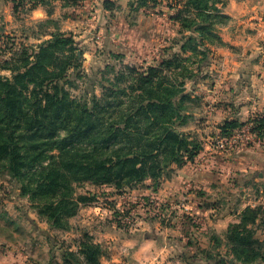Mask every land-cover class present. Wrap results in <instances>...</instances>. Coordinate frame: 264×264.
<instances>
[{
  "label": "rangeland",
  "instance_id": "1",
  "mask_svg": "<svg viewBox=\"0 0 264 264\" xmlns=\"http://www.w3.org/2000/svg\"><path fill=\"white\" fill-rule=\"evenodd\" d=\"M35 1L0 0V78L13 85L14 76L35 66L41 49H46L43 67L35 70L38 75L25 79L24 88L15 84L12 89L29 102L41 99L43 104L66 94L72 114L65 117L61 105V111L49 109L53 136L46 141L39 137L38 141L45 144L40 147L47 152L41 162L48 170L38 174L50 175V179L58 173L62 175L57 182L66 190L60 196L70 202L69 208L75 213L53 225L49 217L52 212L43 205L53 195L42 192L36 198L25 193L23 181L9 175L0 161V264H92L85 256L91 245L100 247L95 255L97 264H149L147 251L141 249L140 259L137 257L146 237L156 240L155 246L177 248L172 254L165 252L157 261L152 260L155 264H216V260L241 264L231 254L225 233L214 235L222 240L218 245L210 234L205 252L185 251L187 237L194 236L197 227L188 222L192 211L184 209L187 201H177L173 191L167 192L169 202L160 196L166 188L177 187L176 174L189 163L191 155L184 145L175 143L180 150L183 147L180 156L184 166L179 168L170 159L173 140L164 154H157L156 162L147 165L146 179L124 186L119 180L100 179V170L91 177L88 173L92 172L79 169L108 158L110 152L95 143L107 137L103 135L106 129L125 128L120 120L122 110H137L138 105H147L148 98H163L169 91H176L178 112L163 114L159 121L180 137L186 136L190 150L196 142L201 148L198 155H234L244 148L264 151V109L258 106V95L264 99V80L257 79L258 95L235 98L239 111L233 122H239L240 128L227 134L223 130L225 124L220 123L228 118L223 105L227 104L229 92L222 85L223 63L214 55L223 49L220 35L227 24L220 9L210 7V3L201 12L197 7L186 9L188 0H147L144 5L132 0ZM181 5L185 10L183 25L173 21L182 11L170 10ZM36 10L39 14H34ZM58 39L66 42L56 48L48 47ZM150 69L158 71L150 73ZM149 78L152 82L145 85L142 80ZM43 80V89L37 88L35 83ZM33 91H44L49 97L43 93L35 99L30 95ZM29 105L23 102L26 112L33 116ZM245 106L249 111L242 115L240 111ZM90 114L93 117L89 119ZM38 118L41 122L48 120L41 112ZM215 121L220 124L215 125ZM137 122L134 128L131 124L129 132L146 133L145 129L153 123L139 118ZM90 123H95L101 138L90 134L86 128ZM141 124L143 130H137ZM159 129L161 125L148 128L151 140L160 134ZM62 141L65 143L60 144ZM128 142L124 141V152L136 151L137 138L131 137ZM159 170L160 178L155 180L154 174ZM40 177L36 176L35 181ZM31 186L34 188V184ZM258 218L263 219L264 212ZM263 224L262 220L258 226H249L257 238L264 239ZM193 251H197L195 247Z\"/></svg>",
  "mask_w": 264,
  "mask_h": 264
},
{
  "label": "trees",
  "instance_id": "2",
  "mask_svg": "<svg viewBox=\"0 0 264 264\" xmlns=\"http://www.w3.org/2000/svg\"><path fill=\"white\" fill-rule=\"evenodd\" d=\"M31 1L34 2L35 0ZM132 1L142 2L141 5H144V1L147 0ZM158 1L159 0H148V2ZM209 3L210 7L214 8V4L217 3V1L188 0L186 9L191 8L192 10L193 7V9L197 7L196 9L201 12L208 8ZM184 11L180 12L175 18V20L181 24ZM65 42V40L58 39L56 42L49 44L48 47L51 49L56 48ZM46 52V49L42 48L40 55L37 56L35 66L27 70V72L24 74H16L13 79V85L17 84L21 88H24L25 79L34 78L37 76L38 74H35V70H39L43 67V56H45L43 54ZM157 71L158 70L150 69V73H156ZM142 82H144L145 85H148V83L152 81L151 78H149L144 79V81L142 80ZM35 84L37 88L43 89V84L45 83L43 80V82ZM13 85L10 84V81L2 82V79L0 78V90H2V92L0 91V161H2V164H4L3 167L8 171L9 175L13 176L17 180L23 181L22 187L25 193H32L36 198L43 195L42 192L53 195V199L57 201H53V199L49 201L48 199L43 205L47 210L52 212L49 217L53 219V225H58V223L62 222L63 218H70L75 212L69 208V205H71L70 202H67L65 197L60 196L62 194V190L65 188L58 184L57 181L59 177H62V175L58 173L54 176L55 178L50 179V175H44L40 177L38 174L44 173L48 170V168H44V166H42L43 163L41 162L47 152L41 150L40 147L45 144L44 142L38 141L41 139L39 137H42V139L46 141L51 139L53 136V130L51 128L50 120L48 119V112L51 107H54L57 111H61V108L59 107L61 105L62 113L65 115V117L71 115L72 112L67 106V100L65 99L66 94H64L63 98L49 101L47 104L44 103V105L41 99L40 102H29V99H27L22 93L12 89ZM43 93L44 91L41 93H36V91H33L30 95L34 97L42 95ZM43 95L47 98L49 97L48 93H44ZM58 95L59 94H57V97ZM35 99H38V97ZM148 99L147 105H138L137 110H122V116L120 117V120L123 119L122 123L124 124L125 128L106 129L103 132V135L104 137L107 135V137L101 142L95 143V145H99L100 149L105 148L106 151L110 152L109 155H107L108 158L104 161L96 162L93 166L87 168L80 166V170L87 169V172H92L91 174L88 173V175L91 177H96V170H100L103 172V174H100V179H105L108 182L112 180H119L118 183L120 185L122 183V186L125 184H132L133 182L137 181H143L146 179L147 165L151 164V162H156L158 158L157 154H164L167 150V147L170 145V142H173V140L174 145L172 146L170 153V159L173 163L178 164L179 168L184 166V162L180 156L183 147L184 149H187L186 153L191 155L188 159L189 162L195 161V158L201 151L200 146L194 142L191 144L193 145V150H190L188 140H186V138L184 140V137L186 136L180 137L179 134L173 133L169 128L163 127L159 121L163 114L178 112V109L175 106L177 100L176 91H169L163 98L159 97ZM23 102L30 104L29 107L34 110L33 116L30 115V111L26 112ZM98 110V112H101V109ZM38 112L44 114V117L48 120L41 122L38 118ZM159 113L161 114L160 116L152 117L153 115H158ZM84 115L87 116L88 113L84 112ZM83 116L81 114V117ZM92 117V114L88 116L89 119ZM138 118L142 120L146 119L153 121V123H150V126L152 124L154 126L161 125V129H159L161 130L160 134L154 135V139L151 140L149 137V132H147L150 126L145 129L146 133L143 134H134L129 132L131 124H134L132 126L133 128L137 126ZM96 123L101 125L100 122ZM90 124L91 125L86 126L90 134L99 135L101 138V133L95 123ZM78 126H80V124H78ZM240 127L241 126L236 122H227L225 123L223 130L224 133L228 134ZM137 130H143L142 124L138 126ZM131 137L137 138L138 147L136 148V151H133L132 153H125L124 151L127 149V147L125 146L124 141H126L128 144V140ZM27 141L29 143H26ZM63 143H65V141L60 142V144ZM175 143L180 146H184L180 150ZM51 160L54 159L51 158ZM36 164L42 166V168L40 170H36V167L38 166ZM36 176H39L40 178L35 181L34 178ZM154 177L155 180L160 178V170L157 174H154ZM32 184H34V188L31 186ZM261 212V209L246 210L242 215L241 223L231 225L225 233V238L227 240L228 246L231 249V254L233 255L234 259L241 264H264V241L258 239L255 232L249 228L250 225L255 224ZM188 220L194 221L193 219L189 218ZM212 238L215 244H221L222 240L219 238V236H212ZM89 247L90 250L85 252L86 259L92 264H97L98 261L97 258H95V255L96 252H99L100 247L98 245H91ZM209 259L212 260V256H210ZM222 263H224V260H216V264Z\"/></svg>",
  "mask_w": 264,
  "mask_h": 264
},
{
  "label": "crops",
  "instance_id": "3",
  "mask_svg": "<svg viewBox=\"0 0 264 264\" xmlns=\"http://www.w3.org/2000/svg\"><path fill=\"white\" fill-rule=\"evenodd\" d=\"M216 1L214 8H219L227 21L220 35L222 38L220 45L223 49H218V52L214 53L219 62L223 63L222 78L225 79L222 84L223 89L229 90L226 96L228 98L225 99L227 104L223 105L226 109L224 113H227L229 119L220 122L225 124L236 121L234 116L239 111L237 109L239 107L235 98L255 96L259 92L256 88L257 79L260 82L264 80V71H262L264 70V0ZM183 9L181 5L170 10L178 13ZM37 13L39 14V10L34 11V14ZM175 18H173L174 22ZM0 21H2L1 15ZM235 90H238V94ZM258 98L260 99L258 106L262 110L264 99H261V95H258ZM248 111L245 106L240 112L244 115L248 114ZM217 123L219 122H214L215 125ZM236 154L243 156L240 157L243 161L236 158ZM236 154L198 155L194 162H189L178 170L175 179L177 187L175 185L172 189L166 188L164 192L166 194L160 193L164 201L169 202L167 192H175L177 201L184 199L187 201L189 213L192 211L190 219L194 221L188 220V222L196 224L197 227L195 231L193 230L194 236L187 237L186 253L201 252L198 249L203 252L210 234L212 236L224 234L231 225L240 224L246 210L261 209L262 213L264 212V151L244 148ZM207 155L212 157L208 158ZM262 220L264 223V218H258L255 222L256 226ZM258 239L264 241L259 236ZM155 243L156 240L146 237L145 242L139 247L137 257L140 259L142 250L147 251L149 264H155L152 260L157 261L165 252L172 254L177 251L173 245L158 247L154 245ZM194 247L197 251H193Z\"/></svg>",
  "mask_w": 264,
  "mask_h": 264
},
{
  "label": "built area",
  "instance_id": "4",
  "mask_svg": "<svg viewBox=\"0 0 264 264\" xmlns=\"http://www.w3.org/2000/svg\"><path fill=\"white\" fill-rule=\"evenodd\" d=\"M220 148V147H219ZM221 148H223L222 146H221ZM184 209L186 210V211H188V208L187 207H184Z\"/></svg>",
  "mask_w": 264,
  "mask_h": 264
}]
</instances>
